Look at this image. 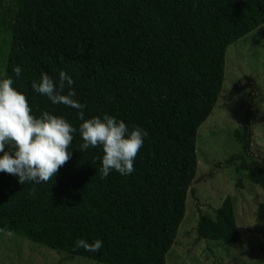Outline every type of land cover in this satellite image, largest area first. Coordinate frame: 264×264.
I'll list each match as a JSON object with an SVG mask.
<instances>
[{"label":"trees","instance_id":"1","mask_svg":"<svg viewBox=\"0 0 264 264\" xmlns=\"http://www.w3.org/2000/svg\"><path fill=\"white\" fill-rule=\"evenodd\" d=\"M263 25L264 0H0L2 79H13L34 115L79 128L77 110L32 88L63 71L85 119L107 114L148 132L127 176L102 179V149L79 151L78 132L50 182L22 185L0 172V229L97 264H167L197 173L198 131L222 97L227 48ZM235 138L250 156V129ZM233 160L264 188V160ZM196 231L199 240L239 243L233 198L202 215ZM77 239L103 246L85 251Z\"/></svg>","mask_w":264,"mask_h":264},{"label":"rangeland","instance_id":"2","mask_svg":"<svg viewBox=\"0 0 264 264\" xmlns=\"http://www.w3.org/2000/svg\"><path fill=\"white\" fill-rule=\"evenodd\" d=\"M8 35L0 26V79ZM221 98L197 137V173L189 190L186 214L167 255V264H264V188L239 169L246 162L264 160V25L227 48ZM251 132V154L246 155L235 132ZM253 154V155H252ZM227 197L235 203L239 243L199 240L202 215L214 216ZM0 231V264H97L70 258L23 237Z\"/></svg>","mask_w":264,"mask_h":264},{"label":"clouds","instance_id":"3","mask_svg":"<svg viewBox=\"0 0 264 264\" xmlns=\"http://www.w3.org/2000/svg\"><path fill=\"white\" fill-rule=\"evenodd\" d=\"M16 76L22 75L21 68L14 66ZM13 79H0V172L18 176V183H48L55 178L59 169L72 158V142L77 132L83 143L79 151L89 148L102 149L101 178L106 179L112 171L127 176L135 171V160L144 146L148 132L129 126L123 120L105 114L85 119V105L75 99L72 88L74 80L61 71L58 82L48 74H42L39 82L33 81L32 88L46 96L53 104L65 105L77 110L82 123L73 126L63 116L44 111L39 117L33 114L27 96L13 86ZM65 89H68L65 93ZM0 231H3L0 229ZM9 236L12 233H7ZM101 240L89 243L77 239L76 248L98 252Z\"/></svg>","mask_w":264,"mask_h":264}]
</instances>
